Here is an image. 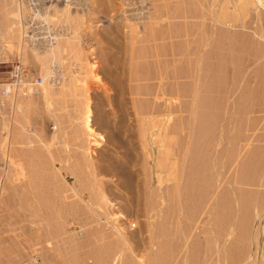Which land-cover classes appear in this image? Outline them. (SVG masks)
<instances>
[{
  "label": "rangeland",
  "instance_id": "1",
  "mask_svg": "<svg viewBox=\"0 0 264 264\" xmlns=\"http://www.w3.org/2000/svg\"><path fill=\"white\" fill-rule=\"evenodd\" d=\"M41 1L42 2H39L43 8L41 10L45 9L43 7L44 4L46 8L51 7L52 9V5L57 7L59 5L60 7L62 4L61 7L63 8L66 4H72V12L74 11V13H77L80 7H82L84 9L81 8L80 12H78L82 14H86V11L89 8H96V4H93L94 6H89L91 3L89 0H86V3L85 0H82V3L81 0H78V3L80 2L79 4L81 6L77 7L73 4L74 0H56V2L53 0L52 4L51 0ZM104 1L105 0H101L103 6L97 3V10L102 7L104 8L102 9L103 11H101V9L98 11L96 10L94 14V8L88 10L90 14L88 12L87 18L90 20L86 19V25H84L86 27L83 30L86 33L82 32V36L86 39L87 35H89L88 37L92 35L91 38L95 37L93 42H97V34L99 37L97 45H95L98 61H96V59L93 60V62H98L100 67L98 66V69L96 70V80L92 77L91 79L88 77V87L91 89L88 90L90 96L93 97L92 100L94 101V111L97 120L102 121L106 118V124L108 126L105 127V124L104 128L99 127L98 129V132L106 136L107 143L103 144V149L98 151V158L100 161L98 160L97 162L96 160V167L94 169V174L98 175V178L94 179V177H91L88 180L89 187L85 192L84 198L88 200L89 197L94 196L93 193L96 192L98 188L107 187V192L110 194L109 196L110 198L112 197L111 200L115 204L113 207L116 208H112V210L115 209L113 211L116 213L119 208H122V210L124 209V214L129 218L127 227L129 233L133 236V240L128 244L123 242L124 240L113 228L115 224L113 219L106 220L103 215H96L91 211L89 213L87 209L82 210L80 208L79 211L83 214L81 213L82 216L80 215L79 220L73 218H69L70 220L68 219L66 221L59 220V223H57L61 230L59 229L58 234L56 233V236L53 235L54 237H51L50 234H48L46 238H49L50 243L40 245L49 258L48 264H190V262L191 264H264V41L259 38L260 34L264 35V16L261 17V20L258 19L255 9H252L246 23H240L236 29H233V32H237L235 34L237 40L235 39L233 43L235 50L232 52V49H225L227 42L230 40L228 38V40L226 39L228 36L226 33H228V31L225 29L226 31L224 30V32H221L222 34L220 33L222 36L223 34L224 36L226 34L225 38H221H223L222 43L227 40L225 41L226 43H224L225 45L223 44L225 46L223 48L229 53H226L224 49H220L223 52L221 53L220 50H218V54V52L216 53L217 49L213 46L210 48L211 50L208 49L210 50V55L213 49L216 50L212 53L214 55L213 59L218 58L217 60L220 62L219 64L216 62V59L213 64L211 63L214 60H212V55L210 56L208 54L209 51L204 57L207 59V61L204 59L205 63L207 62V65L203 62L204 64L202 68L204 69L206 65L211 70L214 69V66L221 65V61H224L230 52L234 55L230 54L232 56L229 55L230 60H228L232 61V59H236L237 62L239 61L242 64L240 65L241 69L244 64L251 62L252 66L250 65L247 70L248 72H246V75L244 74L245 78L240 81L241 84L238 83L237 79L240 80L242 72L234 74H237L236 76L238 78H235L234 81L238 84L234 81L232 82L234 72L232 66L230 68L229 65H231V63L228 62L227 59L224 62V66H217L212 73L208 72L210 70L207 67L204 69L208 70L206 72L202 69L205 73L197 75V77L202 75V77H198V79L202 80L200 82V80L197 81L198 79L192 77L194 70L192 71L191 68L194 67L193 69H195V66H193L195 64H193V62L195 61L196 56L194 58V55L191 54L196 52H194L195 46H192L194 50L190 47L193 51L189 54L188 49H186L187 44H182L185 43L183 41L174 43L173 47L168 43L169 41H166L165 43L171 46L165 44L166 48L163 44H159V42H156V46L152 42L153 46H150L152 45L151 41L148 43L143 39V42H140L144 44L138 42L137 47H135L137 49L138 46L141 45L140 47H143L144 45L143 50L142 48L141 50L139 48L140 51H138V49L133 50L132 46H130L131 41H127L130 40L128 29L125 27L123 29L118 28L123 27V25L126 26L123 19L124 16L119 9L121 8L120 0H106L105 3ZM159 1L157 2V0H154V3L157 2L155 4H153V1H148V7L151 13L158 14V12H161V15H169L171 17L188 13V16H191V18L187 20V25L184 23V19L181 20V18H178V20L177 18L160 19V22L163 21V23H160L162 25H159L158 18V20H156L158 24L154 25L157 26L155 27L157 31L156 33L154 32V36H163L162 33L165 31L168 32L169 28H172L170 29L172 34H179V30L182 32L183 28H185L184 30L192 31L196 27H202V32L206 31L208 33V31L211 30V20L213 16L212 14V17L209 16L210 13L207 10L213 9V11H216L227 7L229 8V11L234 10V0H217V3H214L212 0H187L185 5L181 3L182 0ZM221 1L222 4L220 5ZM162 2H167V4L165 5ZM49 4H51V6H49ZM112 5H114V7ZM160 5L162 6V10H159L161 7ZM163 6H166V8ZM216 6H218V8ZM167 7L170 9L169 11ZM32 8H34V6ZM52 9L51 11H53ZM164 9H167L168 13L164 11ZM3 10L0 8V18L4 20L2 13H5V11L3 12ZM82 10L85 11L83 12ZM203 16H206L207 20L205 19L203 21ZM209 17H211V19ZM31 23L33 26L31 30L39 33L42 37L43 31H38V26L34 25L35 22L32 21ZM165 23H167L166 27ZM161 26L165 28L163 29ZM160 27L164 31H162ZM173 30L178 31L175 32ZM212 30L214 31V29ZM212 30L209 31V35ZM120 34H122V36H120ZM163 34L165 35L166 33ZM84 35H86V37ZM147 35L144 33V36ZM199 37L197 38V42L198 39H200ZM120 39L122 40L120 41ZM99 41L100 44H98ZM214 44L215 42L212 45ZM230 44L231 43H228V46ZM146 48H151L150 52L149 49L146 50ZM170 48L174 49L173 51L176 53L175 56L169 55L165 58L151 59L149 54L148 58L145 57L147 59L142 57L143 55L146 56L147 53H152L155 49L164 52V50L167 51V49ZM179 48H182L183 50H180ZM124 49L128 51L125 52V54L124 51L126 50ZM27 50L28 48L26 51ZM26 51L23 52V56H25L24 54H26ZM134 51L136 54H141L143 52L142 56L134 55ZM130 52H133L132 56H135L136 59L142 57L141 60H134L135 57H132V60ZM181 52L183 55H181ZM220 53L222 55V57H220L222 58L221 61L218 57L220 56ZM16 55L17 52L13 58L12 56L10 57L12 59H9L8 63L0 64V85H3L5 82H10L16 67L23 64L20 61L21 58L18 57L20 55ZM208 55L211 59L207 58ZM215 55H217V57ZM233 56L235 57L232 58ZM189 57L193 58L192 62V59ZM256 58L258 59L256 60ZM22 59L25 58L22 57ZM209 59L212 61L209 62ZM258 60L260 61L258 62ZM113 63L114 65H111ZM225 64H228L229 67L225 68ZM32 65H27L29 79L32 80L33 78L42 77L40 74H35L37 73V69ZM222 66L225 68H223L225 72L227 71V75L224 70L222 71ZM219 68H221V72L217 70ZM216 70L218 72H216ZM207 72L211 74H206ZM132 73L134 76L131 75ZM137 73L139 74L137 75ZM221 73L223 74L220 75ZM256 73H259L261 77L257 78V76H255ZM214 74L216 77L220 75L217 79L221 78L219 79L220 82L215 78V84H213L214 80L212 79L214 78ZM148 75L154 79H151ZM78 76L80 77V75ZM129 76L131 79L133 76V81L130 80ZM167 77L169 79H167ZM134 78H137V82L134 81ZM225 78L228 80H224ZM144 79L145 81H142ZM77 80L78 78L76 81ZM207 81L208 83H210V81L212 82L209 84V89L211 90L207 88ZM228 82H230L231 85ZM131 83L134 84V87ZM195 83H199L198 86L201 83L202 89L200 87L201 85L196 88V85H194ZM203 83L205 84V88ZM216 83L219 84L217 85ZM76 84V87H74L75 89L72 87L74 89L73 91H71V88V90L69 89L71 95H64L65 91L63 94H59L60 96H64V99L57 95L58 97H55L57 101L54 99V105L52 104V110L57 111L61 122L58 141H48V139H51V135L55 133V130L53 129L54 120L48 116L47 106L43 101H40L39 104L32 107V109L30 108L25 111V113L19 114V112H16V115H20L19 119L25 125L23 127L25 129L22 128L21 132V143L19 142L21 146L19 144L18 146L21 150L20 154L24 157L22 158V160H24L23 162L25 163L27 160V163H25L27 169L32 167V169L35 168L40 172V168H48L46 165L49 164L48 162L52 157L58 158V156H71L76 159V162L79 160V154L82 152H78L81 150L78 143L83 142L84 140L82 141V137L75 135V127L70 121L71 115L76 113L75 108L79 107L80 97L83 95V87L80 86V84L79 87L78 83ZM116 84L117 88H115ZM242 84H245V86ZM233 86H235L234 88L236 91ZM244 87L246 89H244ZM133 88H135V90ZM192 89L198 90L197 92L196 90L194 92ZM152 90L157 92L156 94L159 96L158 99H155L156 94L154 95V98H152L153 95H148L154 93ZM142 91L146 94L144 93V95ZM130 92L133 94L131 95ZM228 92L234 94L231 95ZM163 93H166L167 97H172V99H174V102L171 104V109H173L172 119L169 122H166L162 117L165 108ZM227 93L232 97L226 95ZM142 95L144 96L142 97ZM227 96L230 98V102L228 98H226ZM116 97L118 100H116ZM120 99L121 102L119 101ZM139 99L141 100L140 102H138ZM222 99L225 101L227 99L229 104ZM253 100L255 101L254 105L253 103L250 104ZM210 102H214L215 105L220 106L214 109V103H211L213 105L212 107ZM118 103H121L122 105ZM153 104L155 105L153 106ZM155 109L156 112L153 113ZM19 115H17V117H19ZM121 115L123 118L126 115V119H123ZM148 115L152 117H149ZM24 116L28 117L27 119L29 121L26 120ZM138 118L140 119L138 120ZM120 122H122V125ZM43 124H45V133L42 135V130H44ZM143 124L145 126H143ZM166 125L167 127H165ZM112 130L115 131L118 136L113 133ZM123 131L124 134L122 133ZM152 132L155 133L153 134ZM112 133L117 137L120 136L118 140L116 139L117 137L113 135L115 136V139L118 140L117 142H115L116 140L114 137L112 138ZM76 137H78L77 140L80 139L81 141L78 142L79 140L77 141ZM120 139H123V142ZM47 145L49 146L47 147ZM102 154L105 156L109 155V158H107L110 159L111 157L113 163L108 161L106 157L103 158L104 155ZM74 158H72V160H74ZM85 168L86 166L83 167V169L87 170ZM158 173L160 177H158ZM165 173L168 174L166 175ZM3 201L5 203L4 207H0V237L4 236L6 245L8 244V246H11L9 249H11L10 251L12 255L17 252L21 255V258L24 256L25 259L22 258L23 261H28V256L30 254L25 251L28 250L30 243H27L30 241V238L37 236L35 232H33L34 230L32 227L34 225L32 224V220H28V218H25L26 220H24V218H22V221L21 218L16 217V199L12 197L10 193L6 195V198ZM100 203L98 205H100ZM84 212H86V215H84ZM38 220L39 219H35L34 222L36 223ZM68 223H72L71 225L75 224V226H78L79 224L88 225L90 230L87 239L80 242L77 237L65 232L63 227L65 225L68 226ZM132 224L136 226H131ZM242 227L246 229V232H244L245 229ZM18 230L22 232V239L25 242V245L27 244V250L23 249L24 251H21L22 249L19 250V248L16 247V234H21ZM259 231H261V235L259 234ZM74 241H77L79 245H76ZM251 244L253 245L251 246ZM251 254L252 256H249L250 259L248 255ZM12 258L15 259L14 257ZM21 258L20 260L18 259V264L23 262Z\"/></svg>",
  "mask_w": 264,
  "mask_h": 264
},
{
  "label": "bare ground",
  "instance_id": "2",
  "mask_svg": "<svg viewBox=\"0 0 264 264\" xmlns=\"http://www.w3.org/2000/svg\"><path fill=\"white\" fill-rule=\"evenodd\" d=\"M52 1L51 0V4H52ZM60 1V0H59ZM78 1V0H77ZM91 3L89 6H94L93 4H96V8L95 7H92V8H89L88 10L90 9H95L94 10V14H95V11L97 10V3L101 6L102 5V2L101 0H89ZM103 1V0H102ZM106 1V0H105ZM104 1V3H105ZM108 1V0H107ZM148 1H153V4L157 3L159 0H157V2L154 3V0H120L121 2V8H119L118 10L122 13V15L124 16V23L126 24V26L123 25V27H118L120 29H123L124 27L128 29V32H129V36H130V40H127V41H131V45L132 46V49L133 50H137L140 51L141 48L143 50V47H140L138 46V48L136 49L135 47H137L138 45V42L142 41L143 42V39L146 41V42H150L151 43L153 42L156 46V42H159V44H163L164 47H166V45H169L167 43H165L166 41H169L168 43H170V45H172L173 47V44L174 43H179L178 41H183L185 43H182V44H187V48L188 49V52L190 54V52H192L194 49L193 47L195 46V50H194V54H191V55H194V58H195V61L193 62V66H195V69H193L194 67H192V71H193V76L191 74L192 77H195L196 79H198L199 76L202 77V75H199L197 77L198 74H202V73H205L206 71L208 70H204L206 69L205 67L208 68V66H206L207 62L205 63L204 59L207 61L206 58H204L208 53L209 51V55H210V48L213 46L215 49H217V51L215 49L212 50L211 52V55H212V60H210V56L208 55L207 58H210L208 61H212L211 63L213 64V62H215V59H216V62H218V58H215L213 59V54L214 53L213 51L215 50L216 53L218 52L219 54V51L220 49H224L223 47H225L224 43H226L225 41H227L228 39H230L227 44H226V47L225 49L227 48V50H231L234 51V46H233V43L235 41V39L237 40V38H235V34L237 32H233V29H236V27L242 23V24H245L246 23V20L247 18L249 17V15L251 14L252 12V9H255L256 11V16L258 17V19H262L261 17L264 16V0H234V10L233 11H229V8H221L220 10H216V11H213V9L211 10H207L210 14L209 16H211L212 14V25L211 24V30L214 29V31L212 30V34L210 33V35L206 32V31H203L201 30L200 27H196L195 29H193L192 31L191 30H184L185 28L182 29V32L179 30V34H172L171 33V30L172 28H169L167 27L168 29V32H163V33H166L165 35L162 33L163 36L161 35H158V36H154V32L156 33V28L157 26H154L155 24H158V22L156 20H158L159 18V25H162L160 23H163L160 22V19L163 20V19H169V18H181V20L184 21V23H188V19L191 18V16H188L189 14H180V15H176L175 17L174 16H169L167 13V9L164 11H166L167 15L168 16H163L161 15L162 13L158 12V15L157 13L153 14L150 12V9L148 7ZM163 1V0H162ZM166 1V0H164ZM170 1V0H169ZM172 1V0H171ZM176 1V0H175ZM181 1V0H179ZM205 1V0H204ZM214 1V3H217L218 1L217 0H212ZM229 1V0H228ZM42 2V1H40ZM46 2V1H44ZM49 2V1H48ZM56 2V0L54 1ZM53 2V3H54ZM87 1L85 0V3ZM161 2V0L159 1ZM187 0H182V4H186ZM220 2V1H219ZM62 3H64L62 1ZM81 3H82V0H81ZM84 3V2H83ZM103 3V4H104ZM151 3V2H150ZM164 3L165 5L167 4V2H162ZM170 3V2H169ZM168 3V4H169ZM190 3V1H189ZM188 3V4H189ZM206 3V2H205ZM40 4V3H39ZM51 4H49V6H51ZM59 4V3H57ZM56 4V5H57ZM89 4V2H88ZM111 4V2H110ZM161 4V3H160ZM174 4V3H173ZM187 4V5H188ZM199 4V3H198ZM222 4V1L220 3V5ZM226 4V3H225ZM41 5V4H40ZM45 5V4H44ZM43 7L45 8L44 10H41L43 9L42 6H41V9H36V10H30L27 8V4L24 2V0H0V8H2L3 12L5 11V13H2L3 14V17H4V20L2 18H0V64H3V63H8L9 62V59H12L13 56L16 54L17 52V55L19 54L20 56H18L19 58H21V62L23 63V67L27 70V65H34L37 69V73L35 74H40L42 77V80L43 82L40 84V85H37V84H34L33 86H30V90L29 92L27 93H23V95H15L11 98V100H7V98H5L4 96H2V93H1V89L3 87V85H0V207H4V199L6 198V195L7 194H11L12 197H14L16 199V205H15V215L16 217H19L21 218V220L23 221L22 218H24V220H26L25 218H28V220H32V224L34 225L32 228H33V232H35V234L37 236L35 237H32L30 238V241H29L27 244L30 243V246L29 248L26 247L25 245V242L23 241V235H22V232L18 230V232H21V234H16V247L20 249H22L21 251H24L23 249L27 250L26 248H28L27 251L25 252H29V260L30 262L34 263V264H48L49 262V258L47 256V254L45 253L44 250H42L41 248V244H44V243H50L49 241V238H46L48 234H50L51 237H54L56 236L55 234L57 233L58 234V231L60 229V226H58V221L60 220H63V221H66L68 220L69 218H73V219H77L79 220L80 219V215L82 216V214L80 213L79 209L81 208L82 210L84 209H87L90 213V211L93 213V214H96V215H103L105 217L106 220H109V219H113L115 221V224L113 226V228L117 231L118 235H120V237L124 240L123 242L125 244H128L131 242V240H133V236L129 233V229L127 227L128 225V219L127 218L128 216H126L124 214V209L122 210V208H119L118 211L115 213V210L116 208L113 207L115 204L114 202L111 200L110 198V194H108L107 192V187H100L96 190V192H94V196L93 197H89L88 200H86L84 198L85 196V192L88 190V187H89V183H88V180L91 178V177H94V179H97L98 178V175L94 174V169L96 167V160L98 162V160L100 161V159L98 158L99 157V152L101 149H103V144L107 143V139H106V136L104 134H101L100 132H98V129L99 127L100 128H104L105 124L107 123L106 122V118H104L102 121L100 120H97L96 118V114H95V111H94V101L92 100L93 97L90 96L89 94V90L90 89L88 87V83H89V78L91 79L94 78L95 80L97 79V72L96 70L98 69V62H93V60H96L97 59V49L95 47V45H97V42L99 40V37H98V34H97V37L98 40L97 42H93L94 38H91L88 37L89 35H87V39L84 38L82 36V32H84L83 30L85 29L86 26V19L87 16H88V10L86 11L87 13L86 14H82V13H78L80 12V9L82 7H80L79 11L77 9V13L74 11L72 12V9H71V5L72 4H66L64 3L65 7L63 6V8L58 7L57 6H53V9L51 7H47L44 6ZM55 5V4H54ZM87 5V4H86ZM151 5V4H150ZM177 5V4H176ZM200 5V4H199ZM215 5V4H214ZM48 6V5H47ZM81 6V5H80ZM85 6V5H84ZM114 7V5H112ZM152 6V5H151ZM159 6V4H158ZM161 6V5H160ZM168 6V5H167ZM204 6V5H203ZM202 6V7H203ZM213 6V5H212ZM76 7V6H75ZM99 7V6H98ZM166 8V6H163ZM178 7V6H177ZM218 8V6H216ZM220 7V6H219ZM226 7V6H225ZM231 7V6H230ZM53 11H51V9ZM74 8V7H72ZM79 8V7H78ZM87 8V7H85ZM112 8V7H111ZM155 8V7H153ZM157 8V7H156ZM176 8V7H175ZM181 8V7H180ZM185 8V6H184ZM183 8V9H184ZM214 8V7H213ZM50 9V10H49ZM75 9V8H74ZM84 9V8H82ZM101 11H103L102 9L104 8H100ZM98 8V10H100ZM158 9V8H157ZM162 10V6L159 8V10ZM86 10V9H85ZM84 10V11H85ZM97 10V11H98ZM158 10V11H159ZM170 9H168L169 11ZM177 10V9H175ZM83 11V10H82ZM83 11V12H84ZM93 11V10H92ZM111 11V10H110ZM118 11V13H119ZM178 11V10H177ZM176 11V13H177ZM185 11V10H184ZM188 11V10H187ZM186 11V12H187ZM205 11V10H204ZM112 12V11H111ZM110 12V13H111ZM171 12V11H170ZM169 12V13H170ZM185 12V13H186ZM93 13V12H92ZM101 13V12H100ZM109 13V14H110ZM172 13V12H171ZM1 14V12H0ZM90 14V12H89ZM157 14V15H156ZM171 15H175V14H171ZM104 16V15H103ZM157 16V17H156ZM198 16V15H197ZM208 16V15H207ZM205 17V18H204ZM211 17H209L211 19ZM121 18V17H120ZM119 18V20H120ZM198 19V18H197ZM207 20L206 16H203V21L204 20ZM26 20H30L31 22H35V23H38L40 25L43 26V29L47 32V36H44L43 38H41V42H36L35 40L34 41H30L28 40L27 38V35H26V30L24 28L25 27V21ZM90 20V19H88ZM94 20V19H93ZM92 20V21H93ZM209 20V19H208ZM118 21V20H117ZM123 21V20H122ZM180 21V20H179ZM187 21V22H186ZM166 22V21H164ZM173 22V21H172ZM191 22V21H190ZM180 23V22H179ZM178 23V24H179ZM182 23V22H181ZM200 23V22H199ZM210 23V21H209ZM34 24V23H33ZM106 24V23H105ZM119 24V23H118ZM166 24L165 23V27H166ZM176 24V23H175ZM35 25V24H34ZM92 25V24H91ZM171 25V24H170ZM183 25V24H182ZM187 25V24H186ZM199 25V24H198ZM31 26H32V23H31ZM118 26V25H117ZM121 26V24H120ZM168 26V25H167ZM192 26V25H191ZM203 26V25H202ZM216 27V28H213V27ZM243 26V25H242ZM37 27V26H36ZM163 28V26H161ZM160 27V28H161ZM164 27V28H165ZM189 27V26H188ZM161 28L162 31H164L163 29ZM179 28V27H178ZM190 28V27H189ZM37 29V28H36ZM35 29V30H36ZM97 29V28H96ZM105 29V28H104ZM227 30L228 33V36L226 37V34L224 36L220 35V33L224 30ZM44 30H41L39 29L38 31H43ZM116 30V29H115ZM119 30V29H118ZM126 30V29H125ZM184 30V31H183ZM225 30V31H226ZM90 31V30H89ZM117 31V30H116ZM124 31V30H123ZM175 31V30H173ZM178 31V30H176ZM175 31V32H176ZM121 32V31H120ZM125 32V31H124ZM160 32V30H159ZM174 32V33H175ZM244 32V31H243ZM41 33V32H40ZM86 33V32H84ZM88 33V32H87ZM92 33V32H91ZM123 33V32H122ZM144 33L145 35L147 36H144ZM207 33V34H206ZM247 33V32H246ZM89 34V33H88ZM118 34V32H117ZM115 34V35H117ZM125 34V33H124ZM128 34V33H127ZM142 34V35H141ZM222 34V33H221ZM94 35V34H93ZM142 37H141V36ZM199 35V36H197ZM86 37V35H84ZM100 36V35H99ZM120 36H122V34H120ZM140 36V38H139ZM196 36V37H195ZM253 36V35H252ZM41 37V36H40ZM200 38L198 39V42H197V38ZM221 37H226L227 40L223 42V38ZM245 37V36H244ZM261 39H263L264 41V35L263 34H260V37ZM86 39V40H85ZM116 39V38H115ZM250 39V38H249ZM122 39H120L121 41ZM119 41V40H117ZM140 42V43H142ZM198 44H197V43ZM215 42L214 45H212L213 43ZM242 42V41H241ZM153 43L152 45L150 46H153ZM180 43V44H181ZM228 43H231L229 46H228ZM251 43V42H250ZM100 44V41L99 43ZM144 44V43H142ZM158 44V45H159ZM166 44V45H165ZM179 44V45H180ZM181 44V45H182ZM224 44V45H223ZM169 45V46H170ZM177 45V44H176ZM223 45V46H222ZM251 45V44H250ZM124 46V45H123ZM122 46V47H123ZM168 46V47H169ZM178 46V45H177ZM193 46V47H192ZM228 46V47H227ZM160 47V46H159ZM171 47V46H170ZM179 47V46H178ZM193 50H191V48ZM230 47V48H229ZM28 48V50L26 51V49ZM116 48V47H115ZM125 48H126V45H125ZM140 48V50H139ZM167 48V47H166ZM30 49V50H29ZM128 49V48H127ZM131 49V50H132ZM149 49V48H148ZM146 48V50H148ZM151 49V48H150ZM150 49H149V52H150ZM160 49V48H159ZM180 49V48H179ZM182 49V48H181ZM180 49V50H181ZM210 49V50H208ZM224 49V51H225ZM107 50V49H106ZM126 50V49H124ZM132 50V51H133ZM162 50V49H161ZM174 49L173 48H170V49H167L163 51H159L157 49H155V51H153L152 53H147L146 56L143 55L142 56V53H138L136 54L135 51H134V55H140L142 57H147L149 56L150 54V58H156V59H159L161 57L165 58V57H168L169 55H173L175 56L176 53L173 51ZM183 50V49H182ZM26 51L24 54L25 56H23V52ZM113 51V50H112ZM116 51V50H115ZM120 51V50H119ZM177 51V50H176ZM19 52V53H18ZM118 52V50H117ZM125 52H128L127 50L124 51V54ZM145 52V51H144ZM220 52L222 53L223 51L220 50ZM226 53L228 51H225ZM224 52V53H225ZM230 54H233L231 53ZM119 53V52H118ZM131 53V52H130ZM129 53V54H130ZM133 53V52H132ZM130 54L131 58L132 57H135V56H132L133 54ZM179 53V52H178ZM177 53V54H178ZM187 53V52H186ZM220 53V56L219 59L221 61L222 58V55ZM229 53V52H228ZM117 54V53H116ZM122 54V53H121ZM185 54V53H184ZM217 54V55H218ZM229 54V55H230ZM16 55V56H17ZM181 55H183V53L181 52ZM189 55V56H191ZM217 55H215L217 57ZM228 55V56H229ZM234 55V54H233ZM12 56V58H10ZM126 56V55H125ZM129 56V57H130ZM226 56V54H225ZM225 56L223 55V57L225 58ZM227 56V57H228ZM232 56V55H230ZM230 56L226 59L228 60L230 58ZM18 57H16L17 59H19ZM25 58V59H22ZM138 57V56H137ZM140 59H135L134 60H141ZM192 57V56H191ZM189 57V58H191ZM235 56H233L232 58H234ZM99 58V57H98ZM104 58V57H103ZM111 58V57H110ZM143 58V59H144ZM145 58V59H147ZM231 58V59H232ZM129 59V58H128ZM150 59V60H151ZM187 59V58H185ZM191 62L193 61V58H191ZM224 61H221V65L224 66ZM258 58H256L257 60ZM133 60V58H132ZM161 60V59H160ZM230 60V59H229ZM231 63L230 68L232 66V69H233V75L235 73L238 74V72H242V76L240 77V80H238L237 78V74L234 75L233 77V80L232 82L234 81V79L236 78L238 83H240V81L244 80V76L246 75V72H248V68L249 66L252 64L251 62L250 63H246L243 65L242 69L240 68V65H242L239 61L237 62V60L235 59H232V61H229ZM67 61V62H66ZM98 61V59L96 60ZM152 61V60H151ZM157 61V60H156ZM163 61V60H162ZM179 61V60H178ZM260 60H258L259 62ZM19 62V63H21ZM107 62V61H106ZM133 62V61H131ZM130 62V64H131ZM147 62V61H145ZM206 64L204 69L202 68L203 67V64L204 63ZM226 62V63H228ZM257 62V61H256ZM68 63V64H66ZM105 63V62H104ZM120 63V62H119ZM135 63V62H133ZM166 63V62H165ZM210 63V65H212ZM220 62H218L219 64ZM223 63V64H222ZM228 63V64H230ZM255 63V62H254ZM66 64V65H65ZM110 64V63H109ZM129 64V63H128ZM209 64V63H208ZM228 64H225V68L229 67ZM32 65V66H33ZM105 65V64H104ZM111 65H114L111 64ZM132 65V64H131ZM167 65V64H166ZM209 65V67H210ZM216 65V63H215ZM221 65H216L217 66H221ZM19 66V65H18ZM33 66V67H34ZM106 66V65H105ZM133 66V65H132ZM137 66V65H136ZM144 66V65H143ZM168 66V65H167ZM183 66V65H182ZM192 66V65H191ZM222 66V71L225 69L224 67ZM252 66V65H251ZM100 67V66H99ZM213 67V65H212ZM216 67L214 66V71L216 69ZM140 68V67H139ZM211 68V67H210ZM224 68V69H223ZM251 68V67H250ZM100 69V68H99ZM110 69V68H109ZM190 69V70H191ZM205 71H203V70ZM209 69V68H208ZM221 68L217 69L219 70V72H221L220 70ZM241 69V71H240ZM264 69V68H263ZM210 71L208 72H211L213 70L209 69ZM216 70V72H218ZM227 70V69H226ZM258 70V69H257ZM29 71V70H28ZM36 71V70H35ZM123 71V70H122ZM191 71V72H192ZM213 71V72H214ZM259 71V70H258ZM138 72V71H137ZM141 72V71H140ZM190 72V73H191ZM206 73V74H211V73ZM225 72V70H224ZM223 72V73H224ZM227 72V71H226ZM225 72V74L227 75V73ZM122 73V72H121ZM120 73V74H121ZM130 73V72H129ZM143 73V72H142ZM223 73H221L220 75H222ZM34 74V75H35ZM103 74V73H102ZM107 74V73H106ZM139 73H137L138 75ZM145 74V73H144ZM143 74V75H144ZM151 74V73H150ZM161 74V73H160ZM215 74H218V73H215ZM214 74V75H215ZM245 74V75H244ZM30 75H33V74H30ZM80 75V77L78 76ZM131 75L134 76V74L132 73ZM159 75V74H158ZM157 75V76H158ZM163 75V74H162ZM212 78L214 80V83L215 84V78L216 80L219 81V79H217L219 76L216 77V75ZM38 76V75H37ZM78 76V77H76ZM118 76V75H117ZM116 76V78H117ZM124 76V75H123ZM133 76H132V79H133ZM136 76V75H135ZM151 79H154L152 78L150 75H148ZM160 76V75H159ZM184 76V75H183ZM212 76V75H211ZM236 76V77H235ZM257 78L258 77H261L259 75V73H256ZM27 77L29 78V74L27 75ZM104 77V76H103ZM102 77V78H103ZM130 77V76H129ZM200 77V78H201ZM209 77V76H207ZM78 78V80L76 81V79ZM120 78H121V75H120ZM181 79H183L182 77H180ZM194 78V79H195ZM243 78V79H242ZM263 78V76H262ZM36 78H33V80H35ZM130 77V80L133 81ZM135 79V78H134ZM137 79V78H136ZM136 79L134 80L135 82ZM140 79V77H139ZM138 79V81H139ZM167 79H169L167 77ZM180 79V80H181ZM227 78H225L224 80H226ZM118 80V79H117ZM123 80V78H122ZM200 79H198L197 81H199ZM211 80V79H210ZM228 80V79H227ZM230 80V81H231ZM246 80V79H245ZM264 80V79H263ZM31 81V82H32ZM92 81V80H91ZM108 81V80H107ZM130 81V82H131ZM142 81H145L142 80ZM141 81V82H142ZM148 81V80H147ZM154 81V80H153ZM196 81V82H197ZM202 80H200L201 82ZM216 81V82H218ZM78 83V86L80 84V86L83 87V95H81V99H80V102H79V107H76L75 108V111L76 113L71 115V124L74 125L75 127V135H78V137H82L81 140L83 142H80L81 140L76 137V140L80 143H78L80 149L82 150H79L78 152H82L80 153L79 155V160L76 162V159L74 157H71V156H61L58 158L57 157H52L50 158L49 160V164L46 165L48 168L44 169H41L40 168V172L39 170H36L35 168L32 169V167H30L29 169H27L26 167V164L27 163L25 161V163L23 162L24 160H22V158H24L20 152V148L18 146V144L20 145V141H21V132H22V128L25 126L22 121L19 119L20 118V113H25V111L29 110L30 108L32 109V107H35L39 104L40 101H43L45 103V105L47 106V111H48V116L51 117L53 120H54V123H53V129L55 130V133L53 135H51V139H48V141L50 142H55L56 140L58 141L59 140V132H60V127H61V122H60V119L58 117V113L56 110H52L53 108V101L54 99H56L55 97L58 95L60 96L61 93L64 95H71L70 92L73 91L76 87V83ZM96 82V81H95ZM109 82V81H108ZM129 82V83H130ZM134 82V83H135ZM206 82V81H205ZM220 82V81H219ZM226 82V81H225ZM235 82V81H234ZM6 83V82H5ZM98 83V82H97ZM118 83V82H117ZM133 83V82H132ZM131 83V84H132ZM208 83V81H207ZM206 83V84H207ZM210 83H212L210 81ZM208 83V89H209V84ZM227 83V82H226ZM230 83V82H228ZM236 84H238L237 82H235ZM4 84V83H3ZM125 84V83H124ZM137 84V83H135ZM153 84V83H152ZM163 84V83H162ZM193 84V83H192ZM199 83H195L194 85H196V88L199 87L201 85L198 86ZM204 84V83H203ZM217 84V83H216ZM219 84V83H218ZM217 84V85H218ZM241 84V83H240ZM111 85V84H110ZM120 85V84H119ZM130 85V84H129ZM134 84H132L133 86ZM142 85V84H141ZM193 85V86H194ZM212 85V84H211ZM231 85V83H230ZM232 85H235V84H232ZM243 86H245V84H242ZM263 85V84H262ZM77 86V87H78ZM79 86V87H80ZM153 86V85H152ZM216 86V85H215ZM223 86V85H222ZM241 86V85H240ZM74 89H73V88ZM111 87V86H110ZM129 87V86H128ZM134 87V86H133ZM149 87V85H148ZM155 87V86H154ZM201 89H202V85L200 86ZM218 87V86H217ZM230 87V86H229ZM235 86H233L234 88ZM72 90H71V89ZM115 88H117V84L115 86ZM194 88V87H192ZM204 88H205V84H204ZM212 88V87H211ZM216 88V87H215ZM243 88V87H242ZM68 89V91H67ZM69 89L71 91H69ZM130 89V88H129ZM135 90V88H133ZM144 89V88H143ZM142 89V90H143ZM150 89V88H149ZM148 89V90H149ZM152 89V88H151ZM207 89V90H208ZM229 89V88H228ZM237 89V88H236ZM244 89H246L244 87ZM82 90V89H81ZM91 90V89H90ZM193 90V89H192ZM196 92L198 89H195ZM195 90H193L195 92ZM206 90V91H207ZM211 90V89H209ZM235 90V88H234ZM233 90V92H234ZM240 90V88H239ZM237 90V91H239ZM79 91V90H77ZM123 91V90H122ZM127 91V90H126ZM125 91V92H126ZM154 92V90H152ZM169 91V90H168ZM205 91V93H206ZM236 91V90H235ZM69 92V93H68ZM93 92H94V89H93ZM132 92V91H131ZM130 94L132 95L133 93ZM136 92V91H134ZM68 93V94H67ZM80 93V92H79ZM122 93V92H121ZM124 93V92H123ZM142 93L144 94L145 92L142 91ZM157 92H154V93H150L148 95H153L152 98H154L155 94ZM171 93V92H169ZM230 93V92H228ZM226 94L230 97H232L231 95H233L232 93H230L231 95L229 94ZM244 93V92H243ZM255 93V92H254ZM60 94V95H59ZM73 94V93H72ZM139 94V93H137ZM146 94V93H145ZM144 94V95H145ZM195 94V93H194ZM197 94V93H196ZM253 94V93H252ZM77 95V94H76ZM109 95V94H108ZM116 95V93H115ZM121 95V94H120ZM128 95V93H127ZM142 95V97L144 96ZM167 94L166 93H163V99H164V102H165V108H164V112H163V119L166 121V122H169L171 119H172V110L171 109V104L172 102H174L172 99V97H167L166 96ZM57 96V97H58ZM100 96V95H99ZM111 96V95H110ZM125 96V95H123ZM135 96V95H134ZM140 96V95H139ZM195 96V95H194ZM209 96V94H208ZM228 96L226 98H228ZM253 96V95H252ZM63 98L64 96H60V98ZM66 97V96H65ZM97 97V96H96ZM95 97V98H96ZM103 97V96H102ZM122 97V96H121ZM161 97V96H160ZM210 97V96H209ZM208 97V98H209ZM212 97V96H211ZM254 97V96H253ZM252 97V98H253ZM59 98V99H60ZM68 98V97H67ZM71 98V97H70ZM69 98V99H70ZM135 98V97H134ZM159 96L156 94V97L155 99H158ZM58 99V100H59ZM64 99V98H63ZM211 99V98H210ZM230 98H228L229 100ZM66 100V99H65ZM64 100V101H65ZM116 100L117 97H116ZM224 100V99H222ZM228 100L226 99V103L229 104ZM256 100V99H255ZM57 101V99H56ZM55 101V102H56ZM71 101V100H70ZM100 101V100H99ZM115 101V99H114ZM121 102V99L119 100ZM125 101V100H124ZM126 101H129V100H126ZM138 101V100H137ZM141 100L139 99L138 102H140ZM209 101V100H207ZM252 101V99H251ZM259 101V100H258ZM54 102V103H55ZM62 102V101H61ZM133 102V101H132ZM254 100L253 102H250V104L253 103L254 105ZM257 102V101H256ZM66 103V102H65ZM99 103V102H98ZM128 103V102H126ZM147 103V102H145ZM144 103V104H145ZM153 103V102H151ZM156 103V102H155ZM212 102H210L211 104ZM214 103V102H213ZM212 103V104H213ZM225 103V104H226ZM259 103V102H258ZM53 104V105H52ZM56 104V103H55ZM116 104V103H115ZM118 104H121V103H118ZM209 104V102H208ZM211 106L213 107V105H215V103ZM233 104V102H232ZM122 105V104H121ZM130 105V104H129ZM140 105V104H138ZM155 104H153L154 106ZM163 105V104H162ZM234 105V104H233ZM249 105V104H248ZM259 105V104H258ZM134 106V105H133ZM132 106V107H133ZM152 106V108H153ZM220 106V105H219ZM218 105H215L214 106V109L215 108H218L219 107ZM252 106V105H250ZM104 107V106H103ZM102 107V108H103ZM124 107V106H123ZM136 107V106H135ZM134 107V108H135ZM209 107V106H208ZM122 108V107H121ZM139 108V107H138ZM159 108V107H158ZM116 109V108H115ZM102 110V109H101ZM121 110H124V109H121ZM120 110V112H121ZM136 110V109H135ZM140 110V109H139ZM154 110V109H153ZM212 110V109H210ZM67 111V110H66ZM113 111V110H112ZM116 111V110H115ZM158 111V110H157ZM216 111V110H215ZM16 112H19V117H17L16 115ZM37 112V111H36ZM147 112V111H146ZM156 112V109L155 111H153V113ZM210 112V111H209ZM109 113V112H108ZM118 113V111H117ZM124 113V112H123ZM140 113V112H139ZM160 113V112H159ZM28 114V113H27ZM131 114V113H130ZM150 114V113H149ZM137 115V113H136ZM151 115V114H150ZM216 115V114H215ZM115 116V115H114ZM122 116V115H121ZM126 116V115H125ZM124 116H122L123 119H126ZM128 116V115H127ZM130 116V115H129ZM138 116V115H137ZM145 116V115H144ZM149 116V115H148ZM156 116V115H155ZM212 116V115H211ZM25 117V116H24ZM100 117V116H98ZM108 117V116H107ZM140 117V116H139ZM149 117H152V116H149ZM154 117V116H153ZM213 117V116H212ZM26 120H28L27 118L28 117H25ZM103 118V117H102ZM110 118V116H109ZM121 118V119H122ZM122 119V120H123ZM140 118H138L139 120ZM212 120V119H211ZM29 121V120H28ZM27 121V122H28ZM100 121V122H99ZM124 121V120H123ZM158 121V120H157ZM163 121V120H162ZM131 122V121H130ZM145 122V121H143ZM213 122V121H212ZM122 122H120L121 124ZM163 123V122H162ZM145 124V123H144ZM143 124V126H145ZM148 124V123H147ZM154 124V123H153ZM210 124V123H209ZM217 124V122H216ZM44 125V130H42V135L45 133V124ZM42 125V126H43ZM122 125V124H121ZM120 125V126H121ZM126 125V124H125ZM155 125V124H154ZM162 125V124H161ZM118 126V125H117ZM129 126V125H128ZM164 126V125H163ZM170 126V125H169ZM105 127H108L107 124ZM122 127V126H121ZM119 127V128H121ZM152 127V126H151ZM167 127V125L165 126ZM218 127V126H217ZM43 128V127H42ZM70 128V127H69ZM146 128V127H145ZM155 128V127H154ZM25 129V128H23ZM47 129V128H46ZM123 129V128H122ZM214 129H215V126H214ZM121 130V129H120ZM151 130V129H150ZM211 130H212V127H211ZM220 130V128H219ZM41 131V129H40ZM47 131V130H46ZM107 131V130H106ZM113 131V130H112ZM122 131V130H121ZM130 131V130H129ZM210 131V130H209ZM221 131V130H220ZM109 132V131H108ZM117 132H118V129H117ZM120 132V131H119ZM147 132V130H146ZM41 133V132H40ZM113 133H115V131H113ZM112 133V138L114 137L115 139V136L118 134H113ZM121 133V132H120ZM124 134V131L122 132ZM153 133V132H152ZM155 133V132H154ZM153 133V134H154ZM49 134V133H48ZM123 134H119V135H123ZM221 134V133H220ZM223 134V133H222ZM107 135V134H106ZM115 135V136H113ZM134 135V134H133ZM152 135V134H151ZM214 135V134H213ZM116 136V137H117ZM141 136V135H140ZM147 136V135H146ZM221 136V135H220ZM120 137V136H119ZM119 137H117L116 139H118ZM123 137V136H121ZM133 137V136H132ZM154 137V136H153ZM86 138V139H85ZM115 139V140H116ZM130 139V138H129ZM147 139V138H146ZM119 140V139H118ZM118 140H116L115 142H117ZM121 140V139H120ZM123 140V139H122ZM121 140V141H122ZM218 140V139H217ZM113 141V140H112ZM20 142V143H19ZM44 142V141H43ZM49 142V143H50ZM85 142V143H84ZM123 142V141H122ZM126 142V141H125ZM42 143V142H41ZM47 143V142H46ZM48 143V144H49ZM127 143V142H126ZM147 143V142H146ZM51 144V143H50ZM49 144V145H50ZM53 144V143H52ZM85 144V145H84ZM47 145V147L49 146ZM83 145V146H81ZM127 145V144H126ZM149 145V144H148ZM217 145V144H216ZM21 146V145H20ZM44 146V145H43ZM77 146V145H76ZM124 147V146H123ZM122 147V148H123ZM215 147V146H214ZM220 147V146H219ZM127 149V148H126ZM48 151V150H47ZM50 151V149H49ZM168 151V150H167ZM128 153V152H127ZM130 153V152H129ZM162 153V152H161ZM105 154V153H104ZM102 154V155H104ZM101 155V156H102ZM107 155V154H106ZM167 155V154H166ZM53 156V154H52ZM73 156V155H72ZM109 155L107 156H103V158H107ZM154 156V155H153ZM48 157V155H47ZM46 157V158H47ZM77 157V156H76ZM135 157V156H134ZM72 158H74V160H72ZM109 158V157H108ZM107 158V159H108ZM39 159V158H38ZM149 159V158H148ZM30 160V159H29ZM111 157L110 159H108V161H110L111 163H113L111 161ZM154 160V158H153ZM34 161V160H33ZM42 161V160H41ZM115 161V160H114ZM166 161V160H165ZM40 162V161H39ZM106 162V161H105ZM29 163V161H28ZM151 163V162H150ZM43 164V162H42ZM45 164V162H44ZM115 164V163H114ZM112 164V165H114ZM163 165V164H162ZM165 165V164H164ZM171 165V164H170ZM29 166V165H28ZM43 166V165H42ZM85 169L87 170H84L83 167H85ZM115 166V165H114ZM165 167V166H164ZM163 169V168H162ZM165 169V168H164ZM104 170V169H103ZM171 170V169H170ZM173 170V169H172ZM156 172V171H154ZM166 174V173H165ZM168 174V173H167ZM166 174V175H167ZM102 175V174H101ZM100 175V177L102 178V176ZM156 175V174H155ZM159 175V173H158ZM170 175V174H169ZM168 175V176H169ZM173 175V174H172ZM160 177V175L158 176ZM173 177V176H172ZM147 178V177H146ZM126 179V178H125ZM136 180V179H135ZM160 180V179H159ZM169 180V178H168ZM127 181V180H126ZM166 182V180H165ZM106 184V183H105ZM128 184V183H127ZM218 185V184H217ZM219 188V187H218ZM134 189V188H133ZM135 190V189H134ZM92 194V193H91ZM118 194V193H117ZM136 196V195H134ZM122 198V197H121ZM120 198V199H121ZM140 198V197H139ZM95 201L93 202L92 201ZM119 199V198H118ZM130 201V200H129ZM100 205H98L99 203ZM134 202V201H133ZM133 204V203H132ZM112 208H115L112 210ZM264 211V209H263ZM127 212V211H126ZM88 213V212H87ZM205 213V212H204ZM263 213V212H262ZM84 215H86V212H84ZM245 215V214H244ZM130 216V214H129ZM200 217V216H199ZM257 217V216H256ZM103 218V217H102ZM35 219H39L38 222H34ZM247 219V218H246ZM70 220V219H69ZM205 221V220H204ZM247 221V220H246ZM261 221V220H260ZM58 222V223H57ZM76 222V220H75ZM245 222V221H244ZM132 223V222H131ZM211 223V222H210ZM69 224V225H68ZM67 225L68 226H64L63 229L65 230V232H67L68 234L70 235H74V237H77V239L81 241H84L87 239V236H88V233H89V227L88 225H85V224H79L78 226H75V224L71 225L70 223H68ZM110 225V223H109ZM131 226H136L134 224H132ZM130 226V227H131ZM244 226V225H243ZM247 226V225H246ZM23 227V226H22ZM260 227V226H259ZM263 227V226H261ZM19 228V227H18ZM112 228V227H111ZM132 228V227H131ZM244 228V227H242ZM254 228V227H253ZM252 228V229H253ZM17 229V228H16ZM23 229V228H22ZM113 229V230H114ZM149 229H153V228H149ZM245 229V228H244ZM243 229V230H244ZM262 229V228H261ZM61 230V229H60ZM148 230V229H147ZM246 232V229L245 231ZM261 231H259V234H260ZM253 233V231H252ZM264 233V232H263ZM233 234V233H231ZM54 235V236H53ZM252 235V234H251ZM261 235V234H260ZM259 235V236H260ZM255 238V237H254ZM190 239V238H189ZM260 240V239H258ZM260 242V241H259ZM263 242V240H262ZM74 243L76 245H79V243L77 241H74ZM253 243V242H251ZM253 244H251L252 246ZM263 245V244H262ZM11 246H8V244L6 245L5 243V238L4 236L0 237V264H18L20 258H21V255L19 253H15V254H11V249H9ZM260 247V246H259ZM258 247V248H259ZM252 248V247H251ZM255 249V248H253ZM252 250V249H251ZM20 251V252H21ZM254 251V250H253ZM257 251V250H256ZM260 251V250H259ZM258 252V251H257ZM250 254V253H249ZM259 254V253H258ZM249 256H252L251 255H248ZM12 257H14L16 259H13ZM259 257V256H257ZM261 257V256H260ZM24 258V256L22 257ZM21 258V259H22ZM250 258V257H249ZM25 259V258H24ZM251 259V258H250ZM28 260V261H29ZM117 260V259H115ZM263 260V259H262ZM15 261V262H14ZM23 261V259H22ZM143 261V260H142ZM26 261H23L22 263H24ZM21 263V264H22ZM175 263V262H174ZM117 264V263H116ZM191 264V262H190ZM195 264V263H194Z\"/></svg>",
  "mask_w": 264,
  "mask_h": 264
},
{
  "label": "built area",
  "instance_id": "3",
  "mask_svg": "<svg viewBox=\"0 0 264 264\" xmlns=\"http://www.w3.org/2000/svg\"><path fill=\"white\" fill-rule=\"evenodd\" d=\"M41 0H24V2L27 4V8L32 10H36V9H41V5L39 4ZM75 1V2H74ZM73 4L77 7L80 6V2L78 3V1L74 0ZM88 1V0H87ZM34 6V8H32ZM25 27L24 28L26 30V35L28 40L32 41H36L41 42V38H43L44 36H47V32L43 29V26L35 23V25L38 26V29H43L44 32L42 33L43 36L39 37L41 35H39V33L34 32V30H31L33 28V26L30 25L31 21L30 20H26L25 21ZM27 70L23 67V65L17 66L14 73H13V77L11 78L10 82L4 83L3 87L1 89V93L2 96H4L5 98H9L11 99L13 96L15 95H23V93H27L30 90V86H33L34 84L40 85L42 83V78L41 77H37L35 80H30L27 77ZM32 81V82H31ZM22 264H34L30 261H26Z\"/></svg>",
  "mask_w": 264,
  "mask_h": 264
}]
</instances>
